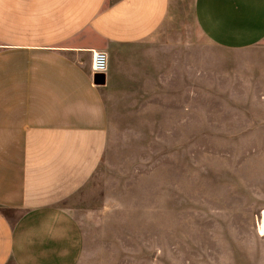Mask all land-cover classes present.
Here are the masks:
<instances>
[{"label":"rangeland","instance_id":"rangeland-1","mask_svg":"<svg viewBox=\"0 0 264 264\" xmlns=\"http://www.w3.org/2000/svg\"><path fill=\"white\" fill-rule=\"evenodd\" d=\"M191 2L141 48L154 91L109 93L101 161L63 204L77 264H264V39L212 44Z\"/></svg>","mask_w":264,"mask_h":264},{"label":"crops","instance_id":"crops-1","mask_svg":"<svg viewBox=\"0 0 264 264\" xmlns=\"http://www.w3.org/2000/svg\"><path fill=\"white\" fill-rule=\"evenodd\" d=\"M178 5L0 0V264L79 262L82 232L63 204L101 161L109 93L154 91L142 46L172 28ZM191 14L216 46L264 39V0H192ZM93 51L107 54L103 84L93 80Z\"/></svg>","mask_w":264,"mask_h":264},{"label":"built area","instance_id":"built-area-1","mask_svg":"<svg viewBox=\"0 0 264 264\" xmlns=\"http://www.w3.org/2000/svg\"><path fill=\"white\" fill-rule=\"evenodd\" d=\"M108 67L107 54L103 51H93L90 69L92 74H104Z\"/></svg>","mask_w":264,"mask_h":264},{"label":"water","instance_id":"water-1","mask_svg":"<svg viewBox=\"0 0 264 264\" xmlns=\"http://www.w3.org/2000/svg\"><path fill=\"white\" fill-rule=\"evenodd\" d=\"M95 84H103L104 83V75L103 74H95L93 77Z\"/></svg>","mask_w":264,"mask_h":264},{"label":"bare ground","instance_id":"bare-ground-1","mask_svg":"<svg viewBox=\"0 0 264 264\" xmlns=\"http://www.w3.org/2000/svg\"><path fill=\"white\" fill-rule=\"evenodd\" d=\"M260 232H262V230L260 229Z\"/></svg>","mask_w":264,"mask_h":264}]
</instances>
